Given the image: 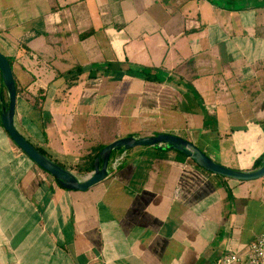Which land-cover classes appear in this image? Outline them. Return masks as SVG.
Here are the masks:
<instances>
[{
    "label": "crops",
    "instance_id": "1",
    "mask_svg": "<svg viewBox=\"0 0 264 264\" xmlns=\"http://www.w3.org/2000/svg\"><path fill=\"white\" fill-rule=\"evenodd\" d=\"M0 51L18 130L81 178L94 148L131 134H176L241 170L264 158V0H0ZM110 170L62 187L0 109V264H218L264 231V176L152 147Z\"/></svg>",
    "mask_w": 264,
    "mask_h": 264
},
{
    "label": "water",
    "instance_id": "2",
    "mask_svg": "<svg viewBox=\"0 0 264 264\" xmlns=\"http://www.w3.org/2000/svg\"><path fill=\"white\" fill-rule=\"evenodd\" d=\"M0 75L2 93H6V98L4 99L2 96L0 99L1 121L4 129L28 157L54 176L59 184L66 189L84 191L101 182L111 173L110 167L115 156L124 152L127 153L137 147L178 151L192 159L203 169L231 180L251 181L264 176V158L261 159L260 166L252 170L231 168L215 161L193 141L176 134L160 132L152 135L131 134L108 143L94 159L93 171L85 178H81L74 170L60 164L44 153L18 130L15 121L17 104L16 80L8 57L1 51Z\"/></svg>",
    "mask_w": 264,
    "mask_h": 264
},
{
    "label": "built area",
    "instance_id": "3",
    "mask_svg": "<svg viewBox=\"0 0 264 264\" xmlns=\"http://www.w3.org/2000/svg\"><path fill=\"white\" fill-rule=\"evenodd\" d=\"M126 154L124 152L115 156L112 166L114 168L121 166ZM244 259L248 264H264V231L250 244L246 257H242L235 252H229L219 260L218 264H236Z\"/></svg>",
    "mask_w": 264,
    "mask_h": 264
},
{
    "label": "trees",
    "instance_id": "4",
    "mask_svg": "<svg viewBox=\"0 0 264 264\" xmlns=\"http://www.w3.org/2000/svg\"><path fill=\"white\" fill-rule=\"evenodd\" d=\"M10 64L12 66L13 69V58L11 56H7ZM144 73L145 79L148 81H158V78H156L154 75L151 74L149 69H144L142 68L141 70ZM18 88V87H17ZM17 91H19V89H17ZM41 99V98H40ZM40 99H36L33 103V107L34 108H39L41 106V100ZM103 148V146H98L96 148H94L91 152V154L88 155V164L85 166H79L80 170L84 173H89L92 170V163L94 158L97 156V154L100 152V150ZM44 153L48 154L46 150H44L43 148H40ZM49 155V154H48ZM50 156V155H49ZM261 164V160H259L258 162H256L255 167H259Z\"/></svg>",
    "mask_w": 264,
    "mask_h": 264
},
{
    "label": "rangeland",
    "instance_id": "5",
    "mask_svg": "<svg viewBox=\"0 0 264 264\" xmlns=\"http://www.w3.org/2000/svg\"><path fill=\"white\" fill-rule=\"evenodd\" d=\"M215 135H217V134H215ZM31 141L35 144V145H37V143L33 140V139H31ZM55 157V156H54ZM54 159H58V161H63L60 157H58V156H56V158H54ZM84 165H86V164H84Z\"/></svg>",
    "mask_w": 264,
    "mask_h": 264
}]
</instances>
